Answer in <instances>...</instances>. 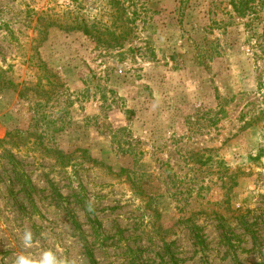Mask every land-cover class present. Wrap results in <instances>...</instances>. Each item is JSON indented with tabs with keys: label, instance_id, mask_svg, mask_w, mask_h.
<instances>
[{
	"label": "rangeland",
	"instance_id": "obj_1",
	"mask_svg": "<svg viewBox=\"0 0 264 264\" xmlns=\"http://www.w3.org/2000/svg\"><path fill=\"white\" fill-rule=\"evenodd\" d=\"M47 249L264 264V0H0V264Z\"/></svg>",
	"mask_w": 264,
	"mask_h": 264
},
{
	"label": "clouds",
	"instance_id": "obj_2",
	"mask_svg": "<svg viewBox=\"0 0 264 264\" xmlns=\"http://www.w3.org/2000/svg\"><path fill=\"white\" fill-rule=\"evenodd\" d=\"M86 207L90 212L93 210L91 203L86 204ZM35 242L32 230L25 229L21 238L23 248H32ZM13 264H69V262L60 258L53 250L47 249L42 251L38 257L22 252L16 256Z\"/></svg>",
	"mask_w": 264,
	"mask_h": 264
},
{
	"label": "trees",
	"instance_id": "obj_3",
	"mask_svg": "<svg viewBox=\"0 0 264 264\" xmlns=\"http://www.w3.org/2000/svg\"><path fill=\"white\" fill-rule=\"evenodd\" d=\"M53 23H54L55 25H57L58 27H61V29H63V30H68V29H71V30H72V29H73V30H75V29L80 30V29H83V27L80 26L81 23H80V24H76L75 26H71L70 28H67V27H65V26H60V25H58L56 20H55V22H53ZM83 31H85V30L83 29ZM88 257H89L91 263L94 264V260H93V258H92V255L90 254V252H88ZM175 264H176V263H175Z\"/></svg>",
	"mask_w": 264,
	"mask_h": 264
}]
</instances>
